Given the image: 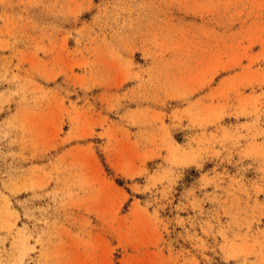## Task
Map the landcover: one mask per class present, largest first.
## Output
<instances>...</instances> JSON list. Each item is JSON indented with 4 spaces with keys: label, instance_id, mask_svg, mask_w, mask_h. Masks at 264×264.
<instances>
[{
    "label": "rangeland",
    "instance_id": "obj_1",
    "mask_svg": "<svg viewBox=\"0 0 264 264\" xmlns=\"http://www.w3.org/2000/svg\"><path fill=\"white\" fill-rule=\"evenodd\" d=\"M0 264H264V0H0Z\"/></svg>",
    "mask_w": 264,
    "mask_h": 264
}]
</instances>
